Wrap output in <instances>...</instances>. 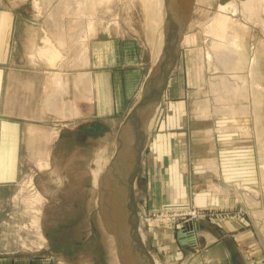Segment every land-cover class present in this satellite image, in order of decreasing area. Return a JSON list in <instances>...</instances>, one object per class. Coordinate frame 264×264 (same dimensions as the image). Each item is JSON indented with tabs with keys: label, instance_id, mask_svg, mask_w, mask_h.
I'll use <instances>...</instances> for the list:
<instances>
[{
	"label": "rangeland",
	"instance_id": "374dc122",
	"mask_svg": "<svg viewBox=\"0 0 264 264\" xmlns=\"http://www.w3.org/2000/svg\"><path fill=\"white\" fill-rule=\"evenodd\" d=\"M12 1L16 5L11 3L9 7L15 13L17 25L14 54L16 57L24 55L25 46L30 54L27 64L17 58L10 63L9 84H23L20 70H26L27 85L42 86L49 96L55 89L54 80L59 74L69 84L72 98L79 91L74 84L75 75L86 71L92 75L94 86L97 76L102 77V82H99L103 87V104L108 102L111 105V98L115 100L118 89L115 80L121 74L116 72L140 69L142 80L121 111L112 109L108 104V113L98 116L92 104L94 100L89 101L90 105L76 100L73 119L65 120L58 115L50 117L43 108L42 137L49 139L52 134L53 141L43 142L41 158L28 156L22 159L20 185L9 197H14V200L8 203V210L0 221V255L6 249L16 256H48L53 264H111V250L102 235L105 233L114 239L112 228L115 227L112 225L111 228L107 216L109 212L106 211L114 210L111 209L112 204L126 182L125 175L133 160L132 168L139 161L134 188L139 233L154 264L156 260L159 264H210V252L217 243L215 241L222 243L230 252L231 259H236L235 264H264V235L259 228L258 217H255L257 212L253 213L255 210H250L235 193L239 186L249 191L264 190V104L261 110L262 134L259 137L252 129L254 121L250 115L237 119L239 122L222 118L224 115L215 114L214 110H209L204 118L199 116L198 99L207 98L211 93L207 82L209 72H201V58L211 43L205 42L203 30L206 24L218 17L217 0H186L190 2L187 13L183 16L178 13L177 23L173 14L174 19L166 25L163 22L160 27H154L149 12L151 5L145 0H135L128 10L126 0H88L87 5L80 8V14L74 13L77 9H65V42L58 41L43 20L32 17L33 0L24 3ZM164 1L166 4L167 1ZM256 1L250 4L251 12L247 17L252 20H248L249 24L241 28L234 24L235 21H230L229 27L234 25L229 30L237 31L246 37V44L257 47L264 89V1ZM165 9L166 19L167 4ZM170 9L174 10L172 6ZM127 13L132 19V29L123 21ZM81 15L94 21L84 40L73 35L75 28L83 26L82 21L76 19ZM178 22L184 27L183 39L168 87L159 104L142 115L141 121L129 132L124 140L126 150L123 155L116 156L119 129L140 100L152 68L164 55L165 48L156 60L161 34ZM116 43L118 61L104 63L99 60L106 54L109 58L115 55ZM126 49L134 53L135 61L125 59ZM86 51L90 59L88 69L85 67L84 70L78 64V67L74 66V61ZM122 80H125V86V77ZM92 94L90 99H95L96 91L94 96ZM227 99L224 100L225 106L232 103ZM154 116L155 122L150 128L148 118ZM144 122L145 132L138 133ZM248 123L252 131L247 136ZM138 135L141 136L140 142ZM141 142L142 151H136L135 147L134 150L133 146ZM100 151L102 155L98 154ZM98 155H105L108 159L102 172L105 187L101 181L97 186L93 184ZM121 172H124V177H121ZM113 178H116L115 182ZM211 181L234 185L230 187L233 189L231 195L212 191ZM103 194H106L105 202ZM102 202L110 209H105L106 204L102 206ZM259 210H264V206ZM192 215H195L196 223L190 218ZM103 219L107 227L105 231L101 228ZM211 229L219 231L223 237L212 238ZM122 230L129 234L124 226ZM204 235L210 237L205 238ZM190 236H193L192 240L186 242ZM115 245L114 241V248ZM114 253L117 255V250Z\"/></svg>",
	"mask_w": 264,
	"mask_h": 264
},
{
	"label": "bare ground",
	"instance_id": "6f19581e",
	"mask_svg": "<svg viewBox=\"0 0 264 264\" xmlns=\"http://www.w3.org/2000/svg\"><path fill=\"white\" fill-rule=\"evenodd\" d=\"M27 1H29V0H20V3H22V2L24 3ZM61 1L62 2H60V0H33L31 11H32V17L38 21L43 20L44 23L46 24L47 28H49V30H51L53 35L58 37V39H59L58 41L65 42L63 40L67 36V34L65 33L67 30V22L65 21V18L63 15L65 9H67L68 11H74L75 9H77L76 11H74V13L80 14V8L85 7L87 5L88 0H61ZM134 1L135 0H126L127 10L132 7V3ZM145 1L151 5L149 7V12H150V15L152 16L153 23L156 25V26L154 25V27H157V26L160 27V25H162L163 22L166 25V22L169 23V21L173 20L174 17L176 18L175 21L177 23V16H179V14H181V16L185 15L187 13L186 10H188V6H189L188 3L190 4V2H192V0L191 1L189 0L190 2H187L186 0H166L167 1L166 4L168 7V13H167V17L165 19L166 4H165L164 0H145ZM258 1H260V0H258ZM258 1H256V2H258ZM261 1L263 2L264 0H261ZM217 3H218V6H217L218 7V9H217L218 17L213 18L211 22L206 24L204 27L205 30H203L204 35H205V40H206L205 42L206 43L211 42V43L208 44L209 45L208 50L204 52V54L201 58V61H202L201 72L202 71L203 72H206V71L209 72L210 76H208L209 80L207 82H209V89L208 90L211 93H210L209 97H207V98H204V99L199 98L198 99V105H199V109H200V115L199 116H200V118L206 117L209 110L211 112H213V110H214L215 114H221L222 116L224 115L222 118L226 117L227 119H234L233 121H237V119L247 118L250 115V117L254 121L252 129L255 131L256 137H259L262 134L260 129L262 127V116H261L262 112H261V110H262V108H263L262 106L264 104V93H263V91H261L263 89V86L261 84L263 77H262V74H261L260 69H259L258 50L254 44H251V46L246 44L247 43V42H245L246 37L244 38V36L237 33V31L233 32V31L229 30L235 23L239 27H241L242 25L246 27L249 24V21L252 19L249 20L248 18H250V16L249 17H247V16H248V13L250 15V12H251L250 11V4L253 3V0H248V1L247 0H217ZM169 4H170V6H169ZM258 4H260V3H258ZM171 6L173 7L174 10L170 9ZM191 6H192V3H191ZM179 9H180V11H179ZM182 10H183V12H182ZM173 14L175 15L174 17H172ZM76 19L79 21H82L83 26L81 28H75L74 29L75 33L73 35H74V37H77L79 39L81 38L82 40H84V39H86L85 37H87V35L90 33L91 29L93 28L94 21L91 18H87L83 15H81L80 17H77ZM123 21H124V24L127 25L129 28H131V29L133 28L132 27L133 26L132 25V19L130 18L128 13L125 15V17H123ZM230 21H235L234 24L232 23L233 25L231 27H229ZM243 29H246V28L243 27ZM170 33H171V29L168 30V27H167V31H165L164 33L161 34V37H160L161 39L159 42L160 49L158 47L159 50L157 52L156 60H158V58H160L161 53L164 51L163 49L169 45L168 41L171 40V38H172V36H171L172 33L171 34ZM47 38H46V40L48 41ZM181 42H182V40H181ZM50 45H51V43H50ZM170 46L172 47V43L170 44ZM32 48H34V44H33ZM50 50H51V48H50ZM40 52H41V50H40ZM54 52L57 54V51H54ZM86 53H87V51L84 52L83 55H81V57H78L77 61L75 60L74 61L75 63H73V65L76 66L78 64L83 69L85 67L87 68L89 66V60L90 59H88ZM167 55H168V51H167ZM63 61H65V60H63ZM60 65L62 66V64H60ZM78 65H77V67H78ZM77 67H76V69H77ZM84 70H86V69H84ZM207 82H206V84H207ZM74 84L76 85L77 90H79V93H81L82 98L84 97V98L88 99V97H87L88 95H86V93L91 94L93 92L94 84L92 82V75L90 74V72L88 73V72L84 71V72L79 73L78 75H75ZM68 85H67V83L64 82L62 76L57 74L55 77V80H54L55 89L53 90V92H50L49 96L48 95L46 96V98L44 100L45 101L44 105L46 106V108L50 114L58 115L59 117L65 119V120H72L73 116H74V113H73L74 103L72 102V98L70 97L71 92L69 93ZM246 91L248 93L247 95H246ZM243 93H245V94L243 95ZM227 96H229L230 98H228ZM226 97L228 99H230V102L232 101V103L227 104L228 106H225V104H224V100L227 99ZM244 100H247V101L245 102ZM210 114H212V113H210ZM148 119H150V122L147 121V124L149 122V127L151 128L155 122V116L152 118H148ZM237 122H239V121H237ZM234 124H232V126H234ZM249 125L250 124L248 123V125H247L248 127L245 131V135H247V136L249 134H251V131H252V129H251V127H249ZM227 128L229 129V127H227ZM222 129L224 131V128H222ZM225 129H226V127H225ZM138 133H136L135 136ZM140 137L141 136L137 137L138 142H140V139H139ZM244 137H246V136H244ZM136 140H134V141H136ZM136 142H134V143L136 144ZM124 149L126 150V147H124ZM133 149L135 150L134 147H133ZM136 151H137V148H136ZM136 151H135V153H136ZM100 153H101V151L98 152V154H100ZM120 154L121 155H118V156L123 155V153H120ZM100 155H102V154H100ZM100 155H98V159L96 160L97 169L93 172V184L95 186H97L99 184L98 183L99 181H101L102 186H104L103 184L105 183V182L104 183L102 182L103 181L102 172H104L103 167L106 166L108 159L105 157V155L103 157L102 156L100 157ZM133 164H134V162L132 160L130 168H129V172H127V174L125 175L126 179H124V180H126V181L129 177V173L132 169ZM106 174H108V173H106ZM113 175L114 174L112 173V176ZM123 175H124V172H121V177H124ZM115 177L117 178L116 173H115ZM116 178L115 179L113 178L114 182L116 181ZM120 179L121 178H119V180ZM117 181H118V178H117ZM125 183H123V184L125 185ZM211 183H213L212 184V187H213L212 191H214V192L218 191L219 193L226 195V196L231 195L230 192L233 189H230V187H234V185H232L230 183L218 184L215 181H211ZM124 185H123V187H124ZM110 187H112V185ZM123 187L121 186V189H123ZM108 188H109V186H108ZM104 189L105 188L102 187L103 193H105ZM236 190L237 191L235 193L237 194L238 197H240L242 199V201L248 206V208L252 211L255 210V211H253V213L257 212L255 217H258L259 228L261 230V233L264 235V210H262V211L259 210L262 208V206H264V190H263V192H258L255 190L249 191L248 189H244L243 187H240V186L236 187ZM114 191H115V188H114ZM117 191H119V190H117ZM108 192H109V190H108ZM117 194H119V193L117 192ZM103 195L105 198L106 194H103ZM105 201H107L106 198L103 202H105ZM103 202H102V204H103ZM105 204H103L102 206H105ZM116 206L117 205L114 204V206L111 208L114 210L113 211L108 210V212H109V214L118 215L119 217L121 214L122 215V221L121 222H122L125 230H127V226H126L127 218L125 219L124 217H125V215H127V212L125 213V209H126V211H128V207L125 206L124 209H122V211H121L122 213L118 214V212L116 211ZM103 210H105V209H103ZM104 221H105V219L102 220L103 224L101 223V225L103 226V227H101L103 231H105L107 229ZM196 222L197 221H194V223H196ZM111 228H112V225H111ZM112 235H113L114 239L110 236L108 237V235H106L105 233H103V235H102L104 242L108 243L109 249L111 250V259H112L111 264H119V262L124 263V261L121 257L120 251H119V249H117L118 248V241H117V239L113 233H112ZM188 235H191V234H188ZM144 237L145 236L143 235V239H144ZM192 238H193V236L188 237L186 242L191 241ZM114 241L116 243L115 248L113 246ZM131 248H132L131 246H128V248H126V250H128V252H127V256H126L127 259H125V260L129 259L128 262L132 264L133 257L131 256V253H130ZM135 249L136 248L133 249L134 253H135ZM116 250L118 253L117 255L114 253V252H116ZM155 263L159 264V262L157 260L155 261ZM135 264H145V263H143V260L137 256V260H135Z\"/></svg>",
	"mask_w": 264,
	"mask_h": 264
},
{
	"label": "crops",
	"instance_id": "0c3cea01",
	"mask_svg": "<svg viewBox=\"0 0 264 264\" xmlns=\"http://www.w3.org/2000/svg\"><path fill=\"white\" fill-rule=\"evenodd\" d=\"M11 3H13L12 0H0V221L3 218L4 212L8 210V203L14 200V197H9L15 192L16 186L20 185V179L23 174L21 167L22 159L28 156L41 158L43 154L40 151L43 142L49 143L53 141L52 134L49 139H43L42 137L41 120L44 118L43 108L50 117H57L50 114L44 105L48 91H45L42 86H38L37 84L27 85L26 70H20V75L24 79L23 84H9L8 78L11 73L10 63L17 58L19 62L27 64V58L30 54L27 52L28 47L26 48V46L24 55H18L16 57L14 54L15 42L17 40V25L15 13L9 7ZM13 4L16 5V3ZM115 50L114 57L109 58L106 54L104 58L99 57V60L102 59L104 63L109 60L118 61L119 49L117 43L115 44ZM127 50L125 59L135 61L134 53L131 50ZM116 73L121 74H118L115 80L118 89L116 90L115 100L113 97L111 98V105L108 102L103 104L104 94L102 84L100 86L99 82L102 78L100 76H97L98 81L95 82L96 84L92 92V96H94V91H96L97 97L95 99L89 98L90 93H86L88 99L82 98L81 93L78 91L77 95L72 97V102L81 100L83 104L90 105L89 101L94 100L96 105L95 103L92 104H94L93 106L96 108L98 116L108 113V104L112 109L117 111L125 109L127 101L131 99L140 85L142 72L139 69L124 73L119 71ZM123 77L126 79L125 86L123 85V82H125V80H122ZM37 144H39L38 147ZM210 233L214 239L223 237L222 233L215 229H211ZM206 237L208 238L210 235ZM215 242H217L216 245L212 247L214 250L211 249L210 252V264H235L236 259H231L230 252L224 248L222 243H219V241ZM10 251L6 249L1 251L3 254L0 255V264H53L48 256L32 254L16 256L11 255L9 253ZM224 258L226 261H224Z\"/></svg>",
	"mask_w": 264,
	"mask_h": 264
},
{
	"label": "water",
	"instance_id": "95a60500",
	"mask_svg": "<svg viewBox=\"0 0 264 264\" xmlns=\"http://www.w3.org/2000/svg\"><path fill=\"white\" fill-rule=\"evenodd\" d=\"M172 30V36L173 38L168 41V46L165 48L164 55L160 59L159 63L152 68L150 72L149 80L146 84V87L142 93V96L140 100L134 105V107L131 109V111L128 113L126 118L124 119V122L122 123L118 135H117V154L118 156L120 153H123L125 151L124 140L126 137H128L130 134L129 132L133 127H135L139 121H141L142 115L151 112L157 104L162 99V96L165 92V90L168 87L169 80L171 73L176 65L177 58L179 56L180 51V45L181 40L183 36V25L178 22V24L172 25L171 28H168V30ZM172 43V47L170 44ZM168 51V55H167ZM147 119V116H146ZM146 122V120H145ZM142 128V130L138 132H145V125ZM142 132V133H143ZM135 138V136L133 137ZM143 140V137H142ZM137 148L139 151L143 148V143H137V146H133ZM118 158V157H117ZM138 164L134 166V168L131 169V172L129 173V177L122 189L120 191L119 195L115 197L116 202H114L112 205L116 204V211L118 214L122 213V209H124L125 206L128 207L127 215V232L129 234L126 235V233H123L122 227V215L120 214V217L118 215H111L107 214L108 221L110 222L113 227V234L115 235L117 241H118V248L121 254V257L125 264H128L127 259V252L126 248L128 246H131V256L133 257L132 263L135 264V260H137V256L140 257L143 260V263L145 264H154V261L152 257H150L148 251L145 248V245L143 241L141 240L140 233H139V220L136 214V205H135V199H134V188H135V182L137 178L138 173ZM122 194V195H121ZM112 206V207H113ZM108 208V205H106V208ZM115 208V207H114ZM108 212V211H106ZM105 213V212H104ZM106 214V213H105ZM128 245V246H127ZM135 249V253L133 249ZM129 256V255H128Z\"/></svg>",
	"mask_w": 264,
	"mask_h": 264
},
{
	"label": "built area",
	"instance_id": "2783aa9c",
	"mask_svg": "<svg viewBox=\"0 0 264 264\" xmlns=\"http://www.w3.org/2000/svg\"><path fill=\"white\" fill-rule=\"evenodd\" d=\"M190 218H191L192 220L196 219L195 215H192ZM194 221H196V220H194Z\"/></svg>",
	"mask_w": 264,
	"mask_h": 264
}]
</instances>
